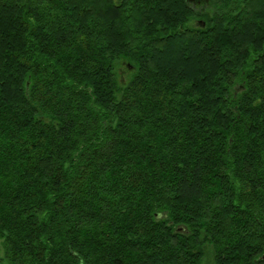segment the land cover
I'll use <instances>...</instances> for the list:
<instances>
[{
  "label": "trees",
  "instance_id": "obj_1",
  "mask_svg": "<svg viewBox=\"0 0 264 264\" xmlns=\"http://www.w3.org/2000/svg\"><path fill=\"white\" fill-rule=\"evenodd\" d=\"M0 244L264 264V0H0Z\"/></svg>",
  "mask_w": 264,
  "mask_h": 264
},
{
  "label": "rangeland",
  "instance_id": "obj_2",
  "mask_svg": "<svg viewBox=\"0 0 264 264\" xmlns=\"http://www.w3.org/2000/svg\"><path fill=\"white\" fill-rule=\"evenodd\" d=\"M197 20H195V22H196ZM194 22H191L190 24H193ZM196 24V23H195ZM0 246H1V244H0ZM2 256V252H1V250H0V257ZM3 264H5V262H3Z\"/></svg>",
  "mask_w": 264,
  "mask_h": 264
},
{
  "label": "water",
  "instance_id": "obj_3",
  "mask_svg": "<svg viewBox=\"0 0 264 264\" xmlns=\"http://www.w3.org/2000/svg\"><path fill=\"white\" fill-rule=\"evenodd\" d=\"M204 25V24H203Z\"/></svg>",
  "mask_w": 264,
  "mask_h": 264
}]
</instances>
